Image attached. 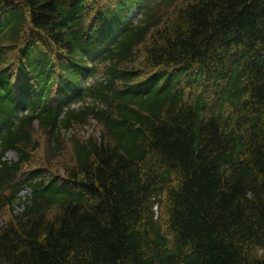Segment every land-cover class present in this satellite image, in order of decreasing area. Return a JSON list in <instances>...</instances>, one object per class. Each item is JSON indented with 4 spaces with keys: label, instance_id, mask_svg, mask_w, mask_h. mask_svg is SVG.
<instances>
[{
    "label": "trees",
    "instance_id": "trees-1",
    "mask_svg": "<svg viewBox=\"0 0 264 264\" xmlns=\"http://www.w3.org/2000/svg\"><path fill=\"white\" fill-rule=\"evenodd\" d=\"M0 264H264V0H0Z\"/></svg>",
    "mask_w": 264,
    "mask_h": 264
},
{
    "label": "rangeland",
    "instance_id": "rangeland-1",
    "mask_svg": "<svg viewBox=\"0 0 264 264\" xmlns=\"http://www.w3.org/2000/svg\"><path fill=\"white\" fill-rule=\"evenodd\" d=\"M139 17V13L137 12L136 14H134L133 18L136 19ZM98 130V126H96L95 122H90V124L88 125H85L84 128H81V130L79 131L80 134L82 135H86L87 133H96ZM14 154L12 152H9L8 153V158L9 159H12L14 158ZM27 194V190L26 189H23L21 192H20V196L23 198L25 195ZM18 208V207H17Z\"/></svg>",
    "mask_w": 264,
    "mask_h": 264
}]
</instances>
